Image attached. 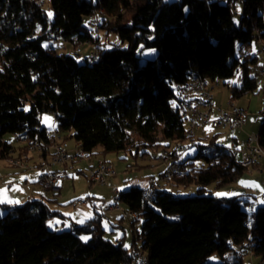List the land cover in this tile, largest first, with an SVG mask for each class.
<instances>
[{
	"label": "trees",
	"instance_id": "1",
	"mask_svg": "<svg viewBox=\"0 0 264 264\" xmlns=\"http://www.w3.org/2000/svg\"><path fill=\"white\" fill-rule=\"evenodd\" d=\"M49 1L51 20L39 5L44 0H0L2 160L27 149L5 142V134L47 142L44 113L53 114L63 141L80 144L91 160L120 152L145 159L149 150L162 153L184 140L186 119L179 111L177 86L196 78L222 82L241 72V84L227 86L230 100L257 89L252 72L259 60L249 52L236 58V45L250 48L256 31L264 42V0H238V23L236 0ZM98 10L103 11L101 33L93 39L87 22ZM101 34H115L126 47L107 49ZM58 39L73 50L93 44L97 60L78 62L77 53L57 55L45 47ZM144 50L156 51V58L141 63ZM258 136L264 149V119ZM196 148L171 179L174 186L196 185L195 196L177 198L157 189L148 199L137 187L120 193L125 212L143 220L140 230L133 226L130 248L122 240H107L97 215L69 230L50 231L48 221L63 216L51 209V201L30 200L1 205L0 264H131L134 251L144 253L147 264H211L214 254L218 264H246V254L236 257V247L248 241L264 264V204L249 225V199L207 195L209 186L222 189L248 169L215 142Z\"/></svg>",
	"mask_w": 264,
	"mask_h": 264
},
{
	"label": "rangeland",
	"instance_id": "2",
	"mask_svg": "<svg viewBox=\"0 0 264 264\" xmlns=\"http://www.w3.org/2000/svg\"><path fill=\"white\" fill-rule=\"evenodd\" d=\"M164 3H170L175 2L178 0H162ZM228 0H222V4H226ZM42 3V2H41ZM40 3V4H41ZM43 9L46 13V16L49 20L52 19L49 17V13L52 14V8L51 3L49 0H44V4L42 3ZM242 6L240 5L239 1L236 0L234 2V11L236 13L235 22L238 23V15L241 13ZM99 35H97L98 37ZM96 37V38H97ZM95 38V39H96ZM101 43L105 42L107 43L106 48L110 49L112 46L117 45L122 48L126 47V44L121 43L119 38L115 34H110L107 38L104 36V34H101ZM47 49L53 48L55 50V53L57 55L60 54H67L72 55L74 54V50L70 44H65L61 39L52 41L45 45ZM78 48V47H77ZM80 53L76 57L78 62H83L84 58L88 54L87 51L94 50L95 47L93 44L85 43L79 47ZM256 49V44L253 43V45L248 49H241L239 45H236V58H241L242 53L244 51H247L249 53H252L253 50ZM96 54V53H95ZM139 56L141 58V63H145L146 61H152L156 58L157 52L154 50H144L143 52L139 53ZM252 76H255L256 82H257V89L253 93H248L247 95L231 101L229 98L228 88L227 86H235L241 84V72H239L234 78L226 81L220 82V85L216 86V89L214 90L213 94L216 97V101L222 100V104L225 105V109H227L230 105H237L236 108H242L244 112L250 117L253 118L252 124L248 127L245 126L242 130L247 135V138L252 135L258 134L260 127L262 125L264 117L259 114V112L264 108V82L263 78L261 76H256L255 71L252 72ZM226 83V85H224ZM26 110H29V107L27 106L25 108ZM41 125L42 127L46 128L47 130H51L54 128L55 122H54V116L51 113H44L41 116ZM212 129H215L213 132H216L217 137L219 138L218 142H216V145L223 146L229 148L228 145V134L230 131H221L217 128L211 127ZM201 131V130H200ZM199 132V131H198ZM197 132V134H198ZM220 132V133H218ZM197 137V136H196ZM246 138V139H247ZM3 140L5 142L10 143L14 148L21 147V143L18 141L16 135L14 134H5L3 136ZM68 143L70 145L74 144L73 140H69ZM67 143L69 151H73L70 149L69 145ZM172 144V143H171ZM75 146V144H74ZM100 149H98L99 151ZM197 148H192L189 150L186 157H189L193 155L196 152ZM17 150L15 151V153ZM151 156L145 159L138 158L134 159L131 156H129L126 153L120 152V153H108L106 155H103L100 157L103 159L108 160L111 163V166L113 167L114 177L110 178L108 180V187H102L96 184H92L87 179L84 169L82 171H78V169L81 167L79 164L74 165V163H70L66 166L65 170L68 174H70V179L68 180V183L72 184V179H79L80 181H77L75 183V189L76 192L72 190L71 188L67 191H63L61 195H59L57 192L52 193L48 195L47 198L52 199L56 198L58 205L53 206V210L59 211L64 217H53L50 219L47 223V228L50 231H65L69 230L72 226H80L83 223L77 221V218L82 216V211L79 207L73 206L71 201L75 198H83L87 199L92 198L93 195H84V190L87 192L89 189H97L98 190H106L109 194V196H103V199L105 200L104 203L97 204L98 209L97 213L103 217V226L105 230V238L109 240L110 242L117 244L119 241L122 240L124 246L126 248H130L131 245V225H132V219L128 217L127 213L125 212V206L122 203H116L114 199V195L111 191V186L117 188L120 191L129 190L132 186H137L139 188H145L147 186V181H135V179H139L144 176H154L158 177L160 172L164 173V171L167 169V166L164 165L159 156H160V150H149ZM17 154V153H16ZM96 159V158H95ZM82 159L78 160L81 161ZM77 161V162H78ZM86 161V160H85ZM103 161V160H102ZM90 163L91 161H87ZM264 162L261 161L260 164ZM133 164H137L141 167H144L139 170L132 171L130 173L127 172V170H132L133 167H129ZM259 164V165H260ZM73 165L75 167H73ZM258 165V166H259ZM257 166V167H258ZM256 168V167H254ZM89 169V168H87ZM86 169V170H87ZM253 169V168H252ZM252 169H248V172H246L242 177H240L237 181L233 182L232 184L222 188V189H215L212 185L208 187L207 195H211L213 197H216L218 199L221 198H232V197H239L241 199H252L255 201L254 197L257 198L259 195H254L258 193V190H255L254 187H257L253 184L254 181H259L260 184L264 181V175H262V179L260 178L259 172L252 171L249 173ZM16 169L11 168L7 166L6 162L2 159H0V183L5 180V177L11 176L13 173L18 176H24L25 173H19L14 172ZM83 172V173H78ZM15 176V175H14ZM160 177V176H159ZM4 178V179H3ZM12 180V179H10ZM128 180V181H126ZM146 180V179H145ZM80 182V183H79ZM170 182V181H169ZM168 182V183H169ZM70 184V185H71ZM164 187L167 191H169L173 196L177 198H189L193 197L197 193V186L191 185L187 188H183L180 186H170L169 184H164ZM245 187L247 188V194L241 195L240 188ZM251 188V189H249ZM235 190V191H234ZM17 190H10L8 193L9 195L15 193ZM236 192V193H235ZM17 193V192H16ZM217 193H224L223 196H218ZM82 194V195H81ZM97 198H100L98 195H95ZM26 201H23L21 203H18V205H21L25 203ZM102 204V205H101ZM101 206V208H100ZM112 207V208H111ZM100 208V209H99ZM111 209V211H109ZM258 207L254 210H251L250 205L245 207V210L248 215V224L251 225L255 216V213L257 211ZM5 211L2 210L0 207V218L4 216ZM124 218V220H122ZM143 220H139L134 222V225L137 230H140L142 227ZM115 226V227H114ZM83 241H87V238H82ZM220 257L217 254L212 255L209 257L208 262L211 264H218L220 263Z\"/></svg>",
	"mask_w": 264,
	"mask_h": 264
},
{
	"label": "built area",
	"instance_id": "3",
	"mask_svg": "<svg viewBox=\"0 0 264 264\" xmlns=\"http://www.w3.org/2000/svg\"><path fill=\"white\" fill-rule=\"evenodd\" d=\"M39 5H42V3ZM99 12L88 19V29L95 31L97 35H100V21ZM256 49L252 53L254 57L258 58L263 63V66H256L254 71L256 76L264 75V47H262V40H255ZM74 53L79 54V47L74 50ZM97 60V56H94L93 52L88 55L87 62L92 64ZM176 93L179 97V111L186 119V130L184 134V140H180L179 148H169L161 153V162L167 166L166 171L162 174L160 182L168 183L171 179L177 175L182 169L186 159V155L192 148L197 146L196 136L197 132L205 127H214L221 131H231L234 129H243L245 127L246 113L230 105L227 109L220 110L217 118L211 117L213 111L214 94L213 89L208 86L205 80L194 79L191 82L176 87ZM261 116L264 115V108L259 112ZM22 146V138H27L24 135L16 136ZM47 142H38V148L34 153L45 152V145H53L57 147V140L62 139L60 137V130L54 125V128L48 130L46 133ZM254 135L249 136L241 144H231L229 152L233 155L243 167L252 169L257 167L261 161H264V152H258L254 149ZM92 161L91 159L84 158L83 150H73L71 152H60L58 156H49L48 161H42L39 164H32L30 166L19 165V162H10L9 167L19 171L36 170L38 172L37 184L44 190L57 191L58 184L62 181L68 180L70 174L65 170L66 166L70 163H74L78 160ZM87 179L92 184L99 186H107L108 180L114 176L112 167L105 161L97 160L94 165L84 171ZM160 189L157 183H154L149 189L143 190L144 196L151 199V191ZM112 193L116 203H119L120 192L118 189L112 187ZM264 198V192H263ZM257 203V202H256ZM255 202L250 204V207L256 206ZM75 205L82 206V201H77ZM129 218L134 217L133 214H127ZM238 255L248 256V264H263L262 262H254V245L252 242H247L243 245L236 247ZM142 252L134 251L131 253V264H143Z\"/></svg>",
	"mask_w": 264,
	"mask_h": 264
},
{
	"label": "crops",
	"instance_id": "4",
	"mask_svg": "<svg viewBox=\"0 0 264 264\" xmlns=\"http://www.w3.org/2000/svg\"><path fill=\"white\" fill-rule=\"evenodd\" d=\"M241 49H244V48H241ZM94 51H95V49L93 51L89 49L87 51L88 54L86 55L85 58H87L88 55L91 54ZM245 52H247V51H244L243 53H245ZM253 52H254V50L252 51V53ZM243 53H242V55H243ZM257 66H263V63L261 61H258V65ZM261 77L263 78V82H264V75L261 76ZM218 85H220V82L208 83V86L213 89V92L216 89V86H218ZM213 107H214L213 111L211 112V117L212 118H217L219 116V111L225 109L224 108L225 105L222 104V100L216 101V97L215 96H214V100H213ZM235 107H237V105ZM238 109L242 110V108H238ZM245 121H246L245 122V126L249 127L252 124L253 118L251 116L249 117L246 114ZM214 130L215 129H212L209 126V127L203 128L201 131H199L198 134H197V137H196L197 145L198 144H207L209 142H215V143L218 142V140H219V138L217 137L218 134H216L217 131L213 132ZM218 133H220V132H218ZM213 136H215V137L213 138ZM246 138H247V135L245 134V132L242 129L231 130L229 132V134H228V145L230 146L233 143L241 144L242 142H244L246 140ZM68 145H69L71 150H74V148H75L74 144L70 145L68 143ZM97 160H103V161H105L106 163H108L111 166V163L108 160L103 159L101 157H98V158L92 160L90 163H88L85 160H81V161H78V162L76 161V163L74 165L79 164V166H81V167L78 169V171H82L83 169L86 170L87 168H89L92 165H94ZM74 165H73V167H75ZM112 169H113V167H112ZM135 170H139V169H137V168H133L132 170L128 169L127 172L130 173V172L135 171ZM252 171L259 172L260 178L262 179V175H264V162H262L258 167L253 168L249 173H251ZM14 172L25 173V174H24V176H18V175L13 173L9 177L6 176L5 180L0 183V190L3 191V195L0 196V199H3V201H4L3 203H0V207H1V205L14 206V205H17L18 203H21L23 201L42 200V201H51L50 202V207L53 210L52 207L53 206H57L58 202H57L56 198H52V199L47 198L48 195H50L52 193H55V192H57L59 195H61V193L63 191H67L68 192V190L71 188V186H72V190L74 192H76L75 183L77 181H80L79 179H72V184L68 183V180L71 178L70 177L68 180L62 181V182H60L58 184V190L57 191H50V190H44L41 187H39V185L37 184L38 172L36 170H29V171H18V170H16ZM78 173H83V172H78ZM159 174H161V175H159L160 177L159 176L158 177H154V176L144 175L142 177V179L141 178L135 179V181H137V182L143 181V180H144V182L147 181V186L145 188H142V190L149 189L154 183H157V185L160 186V189H163V190H166L165 187H164V184H169L170 186L173 185L171 183V181L169 183L160 182L159 180H160V178H161L163 173L160 172ZM10 179H12V180H10ZM126 181H128V180H126ZM253 184L256 185L257 187H255V186H252V187H254L255 190L259 191L258 193L254 194V195H259V196L257 198L254 197L255 201H253L250 198H249V201L251 203L252 202H255V203L257 202L256 206H255V208H257L260 205L264 204V198L262 196L263 192H264V181L262 182V184H260L259 181H254ZM105 187H108V185L105 186ZM112 187L113 186H111V191H112ZM133 187H137V186H132L131 188H133ZM137 188H139V187H137ZM249 189H251V188H249ZM10 190H17V191H15V193L9 195L8 193L10 192ZM125 191H127V190H125ZM240 191L242 193L241 195L247 194V188H245V187L240 188ZM121 192H124V191H120V193ZM86 194L87 195H93V196H92V198L88 197L87 199H83V198L78 197V198H75V199H73L71 201V203L73 204L74 207L77 206V207H79L81 209L83 215L80 216L79 218H77V221L82 222L83 224L86 223L91 218L95 217L96 215L97 216H101V215H99L97 213V209H98V205L97 204H100V203L103 204L104 201H105L103 199V196H109V194H108V192L106 190H98L97 191V189H93V190L89 189L88 192L86 190H84V195H86ZM95 195H98L100 198H97ZM77 201H82L83 205L82 206L75 205L74 203L77 202ZM100 208H101V206H100ZM53 211H56V210H53ZM109 211H111V209H109ZM61 218H66V217L63 216ZM102 219H103V217H102ZM131 219H132V221L133 220L139 221V219H138V217L136 215H134V217H132ZM123 220H124V218H123ZM133 226H134V229L137 230L134 224L131 225V240H132ZM254 262L258 263L259 260L255 258ZM246 264H248V256H246Z\"/></svg>",
	"mask_w": 264,
	"mask_h": 264
},
{
	"label": "bare ground",
	"instance_id": "5",
	"mask_svg": "<svg viewBox=\"0 0 264 264\" xmlns=\"http://www.w3.org/2000/svg\"><path fill=\"white\" fill-rule=\"evenodd\" d=\"M41 6V5H40ZM99 14H102L103 11L102 10H98ZM90 35L93 39H95L97 37V33L95 31H92L91 29H89ZM256 39L257 40H262L259 33L256 31ZM262 47H264V42L262 41ZM94 56H96L95 52H93ZM264 117V115H263ZM60 137L61 133H60ZM38 140V139H37ZM254 149L257 150L258 152H264V149H262L260 147V143H259V136L258 134L254 135ZM34 141V140H33ZM22 146H26V153H18V151L15 153H10L7 156H5L4 161L6 162L7 165H9L10 162H19V165H23V166H30V162L32 164H39L42 161H48V154L49 156H58L59 154V148H60V152H71L68 149L67 143L63 141V139H58L57 140V147H53V145H45V152H48V154H43V153H34V151L37 150L38 148V141H34V142H29V140L27 138H22ZM180 147V141H177L175 143H173L171 148H179ZM23 149V148H22ZM75 150H82V147L80 146V144L75 143ZM19 151H21L19 149ZM84 158H88V156L86 157V154L84 153ZM102 161V160H100ZM154 197V191H151V199ZM251 210H254V207H250ZM243 255H238V257H242ZM245 256V255H244ZM142 263L143 264H147V257L146 255L143 253L142 254Z\"/></svg>",
	"mask_w": 264,
	"mask_h": 264
},
{
	"label": "snow or ice",
	"instance_id": "6",
	"mask_svg": "<svg viewBox=\"0 0 264 264\" xmlns=\"http://www.w3.org/2000/svg\"><path fill=\"white\" fill-rule=\"evenodd\" d=\"M51 13H49V17H51ZM3 195V191L2 190H0V196H2ZM217 195L218 196H223V195H225L224 193H217ZM4 201H3V199H0V203H3ZM127 247V246H126Z\"/></svg>",
	"mask_w": 264,
	"mask_h": 264
}]
</instances>
